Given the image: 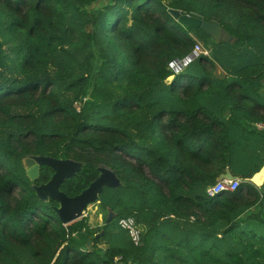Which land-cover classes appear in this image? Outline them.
I'll return each mask as SVG.
<instances>
[{
	"label": "trees",
	"instance_id": "1",
	"mask_svg": "<svg viewBox=\"0 0 264 264\" xmlns=\"http://www.w3.org/2000/svg\"><path fill=\"white\" fill-rule=\"evenodd\" d=\"M39 155L83 163L68 196L117 174L103 224H64L35 188L54 169L28 175ZM263 166L264 0H0V264H264ZM228 169L238 189L210 196Z\"/></svg>",
	"mask_w": 264,
	"mask_h": 264
},
{
	"label": "water",
	"instance_id": "2",
	"mask_svg": "<svg viewBox=\"0 0 264 264\" xmlns=\"http://www.w3.org/2000/svg\"><path fill=\"white\" fill-rule=\"evenodd\" d=\"M170 13L186 27L195 26L201 28L215 41H221L227 37L223 26L216 20L208 21L195 12L186 14L180 9H170ZM176 62L181 64L180 59H177ZM25 164L28 167V175L31 179H36L39 176L40 166L42 164L50 165L54 169L55 172L52 178L48 182L38 185L35 188L41 198H55L59 201L60 206L57 208V212L64 224H69L84 217L85 210L90 204L98 201L105 187L117 188L121 185L120 178L112 169L101 167L99 176L90 186L75 196H68L60 189V186L67 178L76 175L82 169V162L74 159H58L53 156L39 155L28 157L25 160ZM263 170L264 166L259 172L254 174L252 181L255 184H262L264 175L260 181L255 180V177ZM224 177L232 179L235 176L232 174L231 170L228 169L225 173L220 175L219 179ZM112 216L113 213L111 212L108 216V222L112 219Z\"/></svg>",
	"mask_w": 264,
	"mask_h": 264
},
{
	"label": "built area",
	"instance_id": "3",
	"mask_svg": "<svg viewBox=\"0 0 264 264\" xmlns=\"http://www.w3.org/2000/svg\"><path fill=\"white\" fill-rule=\"evenodd\" d=\"M201 53L207 55V54H209V51L207 49H205L201 43H197L195 45L193 54L191 53L190 55L186 56L184 59L180 60L181 64H179L176 61L172 62L171 67L175 71L178 72V71L182 70V68L184 66L188 65L193 59H195ZM77 108H78V110H80L79 104H77ZM240 182H241V180L237 177H234L232 179L224 177L222 179H219L214 185H212L208 188V194L210 196H214V195H216L222 191H225V190L226 191H235L238 189ZM87 210H88V208L85 210L84 216H87V214H88ZM119 224L123 229H125L129 233L133 242L136 245H139L141 242L142 232H141V229H140L135 217H133V216L123 217L119 220ZM116 264H123L121 262V257L116 259Z\"/></svg>",
	"mask_w": 264,
	"mask_h": 264
},
{
	"label": "rangeland",
	"instance_id": "4",
	"mask_svg": "<svg viewBox=\"0 0 264 264\" xmlns=\"http://www.w3.org/2000/svg\"><path fill=\"white\" fill-rule=\"evenodd\" d=\"M209 49H211V47H209ZM87 212H88L87 216L89 217V221L92 226L103 224V215L99 214V201L90 204L88 206Z\"/></svg>",
	"mask_w": 264,
	"mask_h": 264
},
{
	"label": "bare ground",
	"instance_id": "5",
	"mask_svg": "<svg viewBox=\"0 0 264 264\" xmlns=\"http://www.w3.org/2000/svg\"><path fill=\"white\" fill-rule=\"evenodd\" d=\"M263 175H264V170L255 177V180H257V181L262 180Z\"/></svg>",
	"mask_w": 264,
	"mask_h": 264
},
{
	"label": "crops",
	"instance_id": "6",
	"mask_svg": "<svg viewBox=\"0 0 264 264\" xmlns=\"http://www.w3.org/2000/svg\"><path fill=\"white\" fill-rule=\"evenodd\" d=\"M263 184H264V180H262V184H257V186H262Z\"/></svg>",
	"mask_w": 264,
	"mask_h": 264
}]
</instances>
